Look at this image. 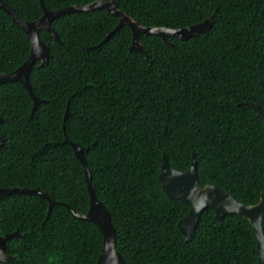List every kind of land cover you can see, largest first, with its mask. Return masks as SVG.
I'll use <instances>...</instances> for the list:
<instances>
[{
    "label": "trees",
    "instance_id": "16d2710c",
    "mask_svg": "<svg viewBox=\"0 0 264 264\" xmlns=\"http://www.w3.org/2000/svg\"><path fill=\"white\" fill-rule=\"evenodd\" d=\"M18 17L42 15L40 0H3ZM50 11L95 0H42ZM146 27L183 28L211 18L204 34L173 46L140 36L146 57L131 52V32L105 10L66 14L51 22L60 43L39 32L47 66L28 74L33 102L18 82L0 85V187L40 189L78 214L89 208L82 164L65 137L84 148L91 187L110 213L124 264H257L250 223L226 215L211 225L205 210L193 240L178 221L191 204L169 199L158 173L163 157L176 171L198 155L201 187L213 184L254 205L264 192V0H111ZM30 41L0 10V72L29 57ZM91 47L90 51H86ZM69 107V117L64 114ZM15 194L0 200V237L15 259L0 264H96L100 230L63 205ZM264 231V223H263Z\"/></svg>",
    "mask_w": 264,
    "mask_h": 264
},
{
    "label": "water",
    "instance_id": "95a60500",
    "mask_svg": "<svg viewBox=\"0 0 264 264\" xmlns=\"http://www.w3.org/2000/svg\"><path fill=\"white\" fill-rule=\"evenodd\" d=\"M42 15L35 21L28 22L16 15L10 6L3 0H0V10L4 11L12 22L18 26L27 36L30 41V52L28 59L19 66L15 71L10 73L0 72V85L5 83L18 82L24 86L30 95L33 107L32 113L35 112L37 106L43 101L39 99L32 91L28 82V74L34 63L39 62V67L47 66L49 60L48 46L40 39L39 32L41 30L50 34L57 43H60L57 33L51 28V22L66 14L88 13L95 10H105L109 15L117 18L118 23L115 28L105 36L103 41L93 48L99 47L107 42L111 35L120 29L121 26H127L131 32V44L129 50L138 53L140 56L146 57L144 47L139 41L140 36H158L162 42L168 46H173V43L168 41L169 37H174L178 40L185 41L191 37H195L207 32L212 25L211 18L205 19L203 22L183 28H166V27H146L136 22L124 12L120 11L116 2L111 0H95L92 3L74 5L64 7L58 10L50 11L45 8L43 1L40 0ZM264 24V22H263ZM89 47L86 51H90ZM255 114L264 127V117L259 107L254 102H248ZM69 117V107L67 106L64 121ZM3 119L0 117V123ZM64 143L71 146L75 157L83 166L86 187L89 194V208L85 214H78L70 206L54 201L45 192L40 189H26L19 187H0V200L15 194L36 195L44 198L48 202L49 216L52 208L55 205L65 206L75 218L93 223L101 232L102 248L98 256L96 264H124V260L115 247V231L112 225L111 216L105 205L99 201L91 187V174L87 169L84 160V148L79 144L71 142L67 137ZM0 145H3V140L0 137ZM197 162L198 155L192 154L190 166L185 171L174 170L163 157L161 167L158 173V181L164 194L169 199H177L191 204L189 212L178 221V229L186 241H191L195 235V229L199 223L202 213L211 209L214 216L211 221L212 226H216L226 215L235 214L247 220L256 236V253L257 264H264V192H261L259 201L254 205H245L238 202L234 197L228 194L220 187L208 184L201 187L197 179ZM19 232H13L0 237V262L10 263L15 257L8 256L4 252V245L7 240L16 237Z\"/></svg>",
    "mask_w": 264,
    "mask_h": 264
}]
</instances>
